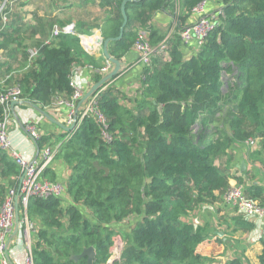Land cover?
I'll list each match as a JSON object with an SVG mask.
<instances>
[{
    "label": "trees",
    "instance_id": "obj_1",
    "mask_svg": "<svg viewBox=\"0 0 264 264\" xmlns=\"http://www.w3.org/2000/svg\"><path fill=\"white\" fill-rule=\"evenodd\" d=\"M8 1L6 20L0 16V48L5 50L0 65L17 52L28 64L15 77L9 61L3 64L6 87L19 85L23 102L42 110L71 101V69L76 64H105L103 56L100 63L83 50L79 34L98 28L103 39L115 37L122 0H57L63 10L78 5V15H36L33 24L22 21ZM201 2L128 0L122 37L111 41L108 51L122 58L132 49L137 30L147 28L153 53L143 67L140 98L128 107L113 86L100 87L93 95L105 124L93 112L84 113L89 97L79 108L73 131L44 132L36 141L39 153L45 145L56 147L54 156L70 169L65 185L70 201L63 196L27 201L26 214L34 225V264H86V255L71 256L89 246L94 248L92 264H108L116 236L123 247L111 264H208L213 259L196 252L212 235L209 225H194L185 217L201 205L223 201L233 178L234 144L257 141V148L247 146L246 156L264 175V0H220L214 29L201 43L184 44L179 33L198 18L192 21ZM24 4L20 1V7ZM159 11L176 19L167 31L148 23ZM67 23L74 24L73 34L52 35L54 25ZM22 29L42 37L34 42L31 56L32 48H19ZM9 41L17 43L16 51L8 49ZM188 46L193 50L186 55ZM94 77L97 81L100 72ZM4 117L0 104V120ZM19 175L18 165L0 149V207L7 187L16 185ZM41 176L54 181L49 167ZM234 180L248 198L264 206L262 185L245 184L241 176ZM224 237L228 239L226 233ZM216 240L227 244L222 237ZM260 260L264 263V248ZM225 264L245 263L234 257Z\"/></svg>",
    "mask_w": 264,
    "mask_h": 264
},
{
    "label": "crops",
    "instance_id": "obj_2",
    "mask_svg": "<svg viewBox=\"0 0 264 264\" xmlns=\"http://www.w3.org/2000/svg\"><path fill=\"white\" fill-rule=\"evenodd\" d=\"M20 1H26V4L20 7ZM8 2L10 7H16L22 21L28 22V24H33L35 22L34 17L36 15L41 16L45 14H53L56 17L61 18V9L59 8L57 0H9ZM76 6L78 7V5H73L72 8L77 9ZM220 9V0L204 1V15L208 16L216 14V11ZM197 15L198 14L196 12L195 14H192V21L195 20ZM72 21H74V19H72ZM175 21L176 19L173 15L165 11H159L152 16L148 23L150 22L151 25L162 31H167L169 27L175 23ZM82 35L85 36V39H81L80 36L79 38L83 50L101 63L100 57L103 56L102 46H98L97 44L99 39H103L101 30L93 28L90 34ZM41 38L42 37L38 32L29 33L22 29L20 31V40H23V46L19 48L21 49L25 47V51L27 52L28 49L34 47V42ZM8 49H11V51L12 49H15L14 51H16L17 43L9 41ZM192 50L193 46L184 48L186 55L192 52ZM2 51L5 52L4 49H2ZM119 59L125 63L124 67L116 76L107 82L105 87L113 86V89L120 93L122 99L121 102L128 107H134L135 100L140 98L139 87L144 66L139 63L137 53L133 49ZM6 61H9L11 67L10 74L12 77H15L17 74H22L28 64V62H26L25 65V62L19 52L14 53L12 57H9V59L5 58L3 64H6ZM3 64L0 65V87L2 90H4L7 86L4 81L7 75H3L5 68ZM74 69L76 70L75 80L78 87L83 91L82 95L92 86L93 83L96 82V80H94V76L97 72H100V76H102L99 67L95 68L89 64H76ZM20 101V103L14 105V111L24 127L26 121L31 120L36 124L41 134L45 132L57 135L65 132L61 127L49 121L31 105H26L22 99ZM9 109L8 133L12 145L15 149L27 155L31 161L37 160L39 158V148L36 145V142L26 131V128L25 130L20 128L19 123L16 120L15 115L12 114L10 107ZM67 109L68 108L65 105L53 103L52 106H49L44 111L54 119L66 125L63 120V116L65 115ZM247 146L257 148L258 144L255 140L253 144H250L249 142L240 145L234 144L231 149L234 160L231 162L230 173L233 178L230 183L231 185H236V180L234 179L241 176L245 184L258 183L264 187V175L260 172L257 164H252L246 156ZM241 163L244 164L242 169L240 168ZM47 167L51 169L54 181L62 183L65 187L70 169L66 166L63 160L54 156L53 160ZM43 178L47 179L45 176H43ZM64 198L66 201H70L66 193L62 199ZM238 215L241 214H239L235 208L222 201L209 205H201L185 217L189 221L193 222L194 225H209V228L212 231V235L200 242L196 247V252L200 255L213 257L208 264H225L228 260L234 257L242 258L245 264H264L260 260V255L262 254V250L264 248V220L256 218L248 219L242 215V217L247 220V222H242L238 219L240 218ZM249 225H251L250 229L244 228ZM217 231L222 232V235L217 233ZM224 232L228 238L227 240L224 237ZM216 237H222V239L227 242L226 246L219 243L216 240ZM7 243L8 248L6 249V255L8 256L9 261L12 264H20L25 255L28 253L29 248L31 250L33 243L32 232L29 233L28 241H25L24 232L22 231V225L19 220L17 233L12 238L10 234L7 239Z\"/></svg>",
    "mask_w": 264,
    "mask_h": 264
},
{
    "label": "built area",
    "instance_id": "obj_3",
    "mask_svg": "<svg viewBox=\"0 0 264 264\" xmlns=\"http://www.w3.org/2000/svg\"><path fill=\"white\" fill-rule=\"evenodd\" d=\"M205 0H202L195 8L194 11L198 14V18L191 24L187 25L181 29L179 35L184 44L190 43L192 40L201 43L207 36L210 29H213L218 23V18L216 15H204L203 4ZM5 0L0 4V16L2 20L5 21ZM74 33V24L67 23L62 27L54 25L51 33L56 35L58 33ZM149 31L147 28H139L137 30L136 39L134 41L132 49L136 51L138 61L142 65H148L151 61L153 47L148 41ZM81 39H85L84 35L79 34ZM50 39L46 41L49 43ZM101 46L100 41L97 43ZM166 45L162 44L160 50L165 54ZM36 49L32 48L29 50V55L35 54ZM2 50L0 48V63L3 60ZM110 63L106 60L105 64L100 68L101 73H105L110 68ZM76 70L74 67L71 69V79L70 85L74 87L73 99L71 101H59L58 105H65L68 109L63 116V120L66 125L71 124L73 121V112L76 107L75 101L80 99L83 91L78 87L75 80ZM21 88L19 85H13L5 87L2 92H0V104L4 107L5 117L0 120V149L5 151L18 165L20 168V175L17 177V184L7 187L3 202L0 207V264H12L8 256L6 255V249L8 248L7 239L13 230L14 225V214H15V203H20L21 210L20 213V223L22 225V231L24 232V240L28 241L29 233L34 230V225L28 219L26 214L27 201L31 197L36 198H46L48 196H65V187L62 183L44 179L41 177L42 171L47 167L54 158L56 152V147H50L45 145L40 153L37 160L31 161L27 155L23 152L18 151L12 145L11 139L8 133V116H9V103L11 100H20ZM91 99L87 104L83 106L85 112H93L96 116V120L105 124V117L100 109L95 105L96 97L94 95L89 96ZM88 97V98H89ZM87 98V99H88ZM86 99V100H87ZM26 131L32 136L36 142L41 133L36 126V124L27 120L25 123ZM253 144V140L248 141ZM22 175V178L20 176ZM19 186V191H18ZM223 202L233 208L236 211L248 219H262L264 220V206H261L256 200L250 199L246 196L243 191L242 186H232L229 188L227 193L223 198ZM20 264H34L33 256L29 248L28 253L25 255L23 261Z\"/></svg>",
    "mask_w": 264,
    "mask_h": 264
},
{
    "label": "water",
    "instance_id": "obj_4",
    "mask_svg": "<svg viewBox=\"0 0 264 264\" xmlns=\"http://www.w3.org/2000/svg\"><path fill=\"white\" fill-rule=\"evenodd\" d=\"M128 0H122L121 4H120V11H121V15H122V22L120 24L119 27V32L115 37H107L105 39H99L101 45H102V53L105 59H107L111 64H112V68L104 73L95 83L92 84V86L80 97V99L77 102V105L74 109L73 112V121L71 122V124L69 125H65L63 123H61L60 121L54 119L52 116H50L47 112H45L44 110H42L40 107H38L37 105H31L33 108H35L39 113H41L43 116H45L49 121L57 124L59 127H61L64 131L66 132H70L73 131L75 128V123H76V117H77V113L79 111L80 106L82 105V103H84L86 101V99L93 95L100 87H102V85H104L105 83H107L108 81H110L114 76H116L124 67V62L118 58L113 57L109 51H108V44L111 41L114 40H119L122 37L123 31H124V27L127 23V15L125 12V4ZM20 100H11L9 103V106L11 108L12 114L15 115L16 120L19 123V126L21 129L25 130L24 125L21 123L19 117L17 116L16 112L14 111V105L20 103ZM94 165L97 169H100L101 167L98 165L97 162H94ZM244 167V164L241 163L240 164V168L242 169ZM105 169V174L107 173V169ZM20 178H22V175L20 176ZM18 191H19V186H18ZM19 219H20V215H19V211H18V204L17 201L15 203V214H14V225H13V232L11 233V238L17 233L18 230V223H19ZM217 233H219L220 235H222V232L217 231ZM9 238V237H8ZM87 256L86 259V264H92L93 259H94V248L92 246L86 247L82 250V252L78 255H72L71 258L73 259H77L80 256ZM109 262V260H108Z\"/></svg>",
    "mask_w": 264,
    "mask_h": 264
},
{
    "label": "rangeland",
    "instance_id": "obj_5",
    "mask_svg": "<svg viewBox=\"0 0 264 264\" xmlns=\"http://www.w3.org/2000/svg\"><path fill=\"white\" fill-rule=\"evenodd\" d=\"M60 13H61V16H67V17H68V16L75 17V16L78 15V11H77V9L72 8V7L68 8V9H66V10L61 9V10H60ZM224 77H225V76H224ZM254 170H257V169H254ZM232 186H237V185H231V187H232ZM240 186H241V185H240ZM130 221H131V220H130ZM132 222H133V221H131V223H132ZM131 225H132V224H130V226H131ZM122 247H123V241L120 239L119 236H116V237H115L114 244H113L112 247H111V256H110V258H109V262H108V264H111L113 260L119 258V254H120V251H121Z\"/></svg>",
    "mask_w": 264,
    "mask_h": 264
},
{
    "label": "clouds",
    "instance_id": "obj_6",
    "mask_svg": "<svg viewBox=\"0 0 264 264\" xmlns=\"http://www.w3.org/2000/svg\"><path fill=\"white\" fill-rule=\"evenodd\" d=\"M220 13H221V11L219 10L218 13H216V14H212V15H216L217 18H218ZM190 43H191V42H190ZM101 46H102V45H101ZM131 50H132V49H131ZM106 60H107V59H105V62H106ZM107 61H108V60H107ZM108 62H109V61H108ZM109 63H110V62H109ZM139 63H140V62H139ZM110 64H111V63H110ZM103 65H104V64H103ZM143 66H144V65H143ZM110 67L112 68V64L110 65ZM99 70H100V68H99ZM109 70H110V68H109ZM109 70H108V71H109ZM108 71H107V72H108ZM105 73H106V72H105ZM103 74H104V73H103ZM103 74L101 73V75H103ZM106 84H107V83H105L104 85H102V87L104 86V88H105V85H106ZM101 89H102V88H101ZM94 94H95V93H94ZM20 100H21V99H20ZM22 100H23V99H22ZM82 104H83V103H82ZM9 107H10V106H9ZM9 110H10V109H9ZM18 211H19V209H18ZM19 215H20V213H19Z\"/></svg>",
    "mask_w": 264,
    "mask_h": 264
},
{
    "label": "bare ground",
    "instance_id": "obj_7",
    "mask_svg": "<svg viewBox=\"0 0 264 264\" xmlns=\"http://www.w3.org/2000/svg\"><path fill=\"white\" fill-rule=\"evenodd\" d=\"M213 29H214V28H213ZM213 29H210V30L208 31L207 35H208Z\"/></svg>",
    "mask_w": 264,
    "mask_h": 264
}]
</instances>
